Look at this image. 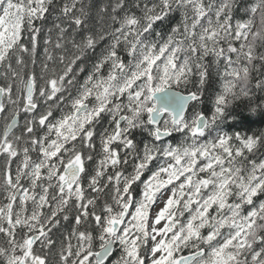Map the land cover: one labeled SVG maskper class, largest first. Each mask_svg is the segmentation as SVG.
<instances>
[{
    "label": "snow or ice",
    "instance_id": "obj_1",
    "mask_svg": "<svg viewBox=\"0 0 264 264\" xmlns=\"http://www.w3.org/2000/svg\"><path fill=\"white\" fill-rule=\"evenodd\" d=\"M0 264H264V0H0Z\"/></svg>",
    "mask_w": 264,
    "mask_h": 264
}]
</instances>
